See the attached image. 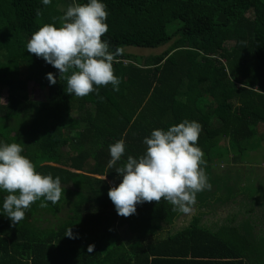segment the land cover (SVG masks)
Returning <instances> with one entry per match:
<instances>
[{"label": "trees", "instance_id": "1", "mask_svg": "<svg viewBox=\"0 0 264 264\" xmlns=\"http://www.w3.org/2000/svg\"><path fill=\"white\" fill-rule=\"evenodd\" d=\"M72 3L0 0V142L20 143L35 171L59 177L62 189L56 204L37 200L17 225L0 215V264H264V238L235 217L215 229L198 216L176 227L181 211L163 199L124 217L107 195L120 180L115 167L143 154V138L155 128L197 121L207 169L213 159L233 153V164L234 154L264 145V0H103L102 39L110 50L122 48L112 65L119 90L109 84L84 97L66 93L58 70L25 49ZM167 44L143 57L123 49ZM46 73L57 82L50 85ZM29 82L44 91L41 100L31 99ZM121 139L124 154L109 168V145ZM237 196L253 202L235 190L222 203ZM259 205L246 213L263 218ZM68 228L73 238L64 235Z\"/></svg>", "mask_w": 264, "mask_h": 264}, {"label": "clouds", "instance_id": "2", "mask_svg": "<svg viewBox=\"0 0 264 264\" xmlns=\"http://www.w3.org/2000/svg\"><path fill=\"white\" fill-rule=\"evenodd\" d=\"M44 6L52 0H40ZM40 15V10H36ZM106 5L103 0H86L66 7L58 26L44 24L34 31L25 49L42 58L58 70L66 80L65 92L76 97L97 93L100 86L111 85L119 90L120 80L112 65L122 53V48L110 50L105 23ZM123 64L130 61L122 60ZM49 84H55L52 73H46ZM201 125L197 121L183 120L166 129L155 128L143 138L146 146L138 157L128 155L121 166L115 167L119 183L108 189L107 195L117 215L135 214L136 205L162 199L179 211L187 213L195 203L196 194L210 189L207 176L201 167L204 153L197 146ZM108 167L121 160L125 145L118 140L109 145ZM20 143L0 142V192L6 193L0 203V215L11 225L24 219L25 210L37 200L56 204L61 196L59 177L42 175L34 164L22 154ZM65 236L73 238L70 228ZM93 245L87 251H93Z\"/></svg>", "mask_w": 264, "mask_h": 264}, {"label": "rangeland", "instance_id": "3", "mask_svg": "<svg viewBox=\"0 0 264 264\" xmlns=\"http://www.w3.org/2000/svg\"><path fill=\"white\" fill-rule=\"evenodd\" d=\"M167 45L158 46L156 48H144V47H135V46H124L125 52H130L139 56H148L150 54L159 53L165 48ZM2 93L5 94L6 87H1ZM28 94L32 100H41L45 93L32 82L28 83ZM264 129V127L262 128ZM233 155V153L231 154ZM231 155L225 154L220 158L213 159L209 166V169L203 167V170L208 178V175L213 177L221 176L220 178L215 179L212 183V190L206 189L200 193L196 194L195 201L201 204H207L209 209L212 210L213 200L222 201L224 196H230L235 190L242 191L247 196L253 197L252 206L253 208H257L262 204L264 206V145H259L258 148L254 151L245 152L243 155H237L235 160H239L238 162H234L231 164ZM209 171V172H208ZM209 192V193H208ZM259 205V206H257ZM200 208L199 205L193 204L190 206V210L187 213L181 212L180 215L175 219L174 223L176 226H181L185 224L192 215V212L197 213V208ZM202 208V205H201ZM200 208V209H201ZM205 211V209H203ZM26 211V210H25ZM234 211V209H231ZM229 214V213H228ZM262 215V214H260ZM258 215L256 212L246 213L242 216L240 220L239 217H235V221H241L258 235L259 240L264 238V216L263 218ZM60 216V215H59ZM50 217V216H48ZM61 217V216H60ZM51 218V217H50ZM53 220V218H51ZM234 216L229 215L227 218L220 219L224 222L233 221ZM216 224L213 225V228Z\"/></svg>", "mask_w": 264, "mask_h": 264}, {"label": "crops", "instance_id": "4", "mask_svg": "<svg viewBox=\"0 0 264 264\" xmlns=\"http://www.w3.org/2000/svg\"><path fill=\"white\" fill-rule=\"evenodd\" d=\"M216 177L219 178L221 176L218 175ZM242 198H243V196H237L235 199L228 201L226 204H223L222 201L217 202V201L213 200L212 203H213V207L215 208V210L212 209L210 211V214L203 213V209L196 207L198 212L197 213L192 212L193 216H190V218H188V220L185 224L189 223L194 216H198L201 219L200 222L204 225L209 226V227H213V225L216 223L218 224L217 226L223 224L224 221L220 220V219L227 218L229 215H235L234 217H236V218L239 217L241 220L242 216H240V215L246 214V208L252 207V203L250 205L243 204ZM239 202H241V204ZM248 202H251V201H248ZM231 209H234V211H231ZM185 224H182V225H185ZM235 224L237 226L240 225V227L242 229H246V227L247 228L249 227L239 220L236 221ZM217 226L214 227L213 229L217 228ZM176 227H180V226H176Z\"/></svg>", "mask_w": 264, "mask_h": 264}]
</instances>
